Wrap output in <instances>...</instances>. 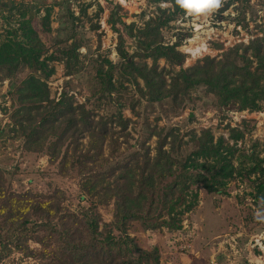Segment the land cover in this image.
<instances>
[{
    "label": "rangeland",
    "instance_id": "rangeland-1",
    "mask_svg": "<svg viewBox=\"0 0 264 264\" xmlns=\"http://www.w3.org/2000/svg\"><path fill=\"white\" fill-rule=\"evenodd\" d=\"M173 11L171 3L160 0H0V43L13 37L12 30L18 28L20 16L26 12L45 44L47 52L41 61L74 42L79 45L70 57L47 59L44 72L26 63L12 72L0 70V205L6 197L19 202L34 199L44 204L57 197L64 210L79 218L96 205L95 211L103 222L111 224L115 221L116 202L100 187L105 186L104 182L96 184L92 180L95 174L116 183L123 174L116 169L120 163L143 166L148 155L156 157L159 131H173L177 137H168L164 147L167 152L174 150L175 159L183 162L192 157L199 165H215L213 157L199 153V140L208 133L214 146L221 141V153L226 158L222 163L228 161L233 170L224 179L220 192L210 190L203 181L191 185L181 208L192 200L193 207L181 217L179 229L146 230L139 221H133L128 233L142 249H156L159 264H264V219L257 215L264 214V174L257 163V159H264V101L260 110L243 109L237 101L223 103L202 85L189 89L183 100L166 98L153 102L142 79H127L115 71L118 93L108 98L111 105L101 100L95 110L96 120L112 114L117 102H121L125 105L122 115L130 123L125 132L112 127L116 132L111 135L113 142L104 143L106 161L95 165L77 163L79 154L70 141L61 150L66 158L63 165L61 159L51 163L47 152L26 149L22 129L27 122L22 121L20 113L16 114L22 106L18 88L34 76L46 84L50 101H60L64 90H69L75 106L87 103L90 107V100L101 93L102 74L111 65L125 64L117 53L116 28L122 31L124 48L130 57L135 56L136 63L141 61L137 54L144 50L143 43H180L178 50L186 56L182 67L170 66L164 59L158 63L160 71L164 69L168 89L174 85L177 72L207 58H231L242 66L247 57L252 71L259 67L256 56L260 52L264 56V0H224L223 6L211 14L186 13L162 27L151 39L139 37L138 31L159 24ZM202 44L206 51L194 54L193 49ZM146 63L153 65L150 59ZM260 85L264 87V78ZM237 134L242 138L235 140L233 135ZM87 136L80 140L79 151L89 149ZM179 173L174 169L164 181L162 192ZM95 194L98 195L94 197ZM37 235L44 238V244L29 239L27 246L32 254L11 246L0 264H64L56 261L55 240L46 238L43 231Z\"/></svg>",
    "mask_w": 264,
    "mask_h": 264
},
{
    "label": "trees",
    "instance_id": "trees-1",
    "mask_svg": "<svg viewBox=\"0 0 264 264\" xmlns=\"http://www.w3.org/2000/svg\"><path fill=\"white\" fill-rule=\"evenodd\" d=\"M160 1L171 3L174 11L159 24L138 31L140 38L151 39L162 27L187 13L176 5L175 0ZM18 25L11 32L13 37L0 43V70L12 72L21 63H26L34 70L44 72L47 59L63 60L66 56L70 57L71 51L76 52L79 49V45L74 42L69 48L41 61L42 55L47 51L33 25V19L24 12ZM115 32L119 34L117 53L125 64H119L120 67L111 65L108 72L102 74L101 93L90 100V107L87 103L75 106L69 97V90H64L60 101H50L46 84L34 76L21 84L18 94L22 106L16 114L20 113L22 121L27 122V126L22 129L26 149L47 152L51 163L61 159L60 164L63 165L66 158L62 157L61 150L70 141L74 151L79 154L75 159L77 163L92 162L95 165L100 160H105L104 143L107 140L113 142L114 136L111 135L116 133L112 127H119L120 132H125L130 123L122 115L125 105L121 102H117L118 107H115L112 114L107 113L96 120L95 110L102 101L111 105L112 100L108 98L118 93L114 83L115 71L127 79L130 76L142 79L153 102L166 98L183 100L189 89L203 85L223 103L237 101L243 109L260 110V103L264 101V87L260 85L264 78V56L261 52L256 56L259 67L255 71L250 69L251 62L247 57L243 58L245 63L242 66L231 58L223 61L207 58L203 63L177 72L173 78L174 85L168 89L164 69L160 71L158 63L164 59L170 66L182 67L186 56L178 50L180 43H143L144 50L137 54L141 61L136 63L135 56L130 57L124 48L125 38L122 31L116 28ZM74 36L75 34L72 39ZM256 52H259V48H256ZM147 59L153 62L151 67L146 63ZM119 85L122 83L119 82ZM86 135L89 138V149L82 152L79 151L82 145L80 140ZM157 135L159 145L156 157L151 158L148 155L143 166H134L132 162L120 163L116 169L123 174L116 183L106 182L100 173L93 176L92 180L96 184L105 183V186L100 187L116 202L115 221L111 224L103 222L101 215L95 211L96 205L79 218L78 215L64 210L57 197L46 204L34 199L19 202L12 197H6L0 205V262L8 255L11 246L32 254L27 242L29 239H37L44 244V238L37 235L43 231L46 238L55 240L56 261L64 264H159V253L156 249H142L137 240L129 235V223L139 221L146 230L179 229L181 217L193 207L192 200L190 205L181 208L190 186L203 181L210 190L220 192L219 188L224 186V179L230 177L233 170L228 161L222 163L226 158L221 153V141L214 146L208 133L199 140V153L205 154L204 157H213L216 160L215 165H199L192 157L183 162L175 159L172 155L173 149L172 152L164 150L168 137L177 139L173 131L167 134L159 131ZM233 138L238 140L242 135H233ZM51 139L53 140L50 142ZM229 153L232 151L229 150ZM73 158L75 157L71 159ZM257 163L264 174V159H257ZM174 169L180 173L162 192L164 181L171 176Z\"/></svg>",
    "mask_w": 264,
    "mask_h": 264
},
{
    "label": "clouds",
    "instance_id": "clouds-1",
    "mask_svg": "<svg viewBox=\"0 0 264 264\" xmlns=\"http://www.w3.org/2000/svg\"><path fill=\"white\" fill-rule=\"evenodd\" d=\"M175 3L189 14L208 15L220 9L224 0H175ZM257 215L258 218L264 219V214Z\"/></svg>",
    "mask_w": 264,
    "mask_h": 264
},
{
    "label": "bare ground",
    "instance_id": "bare-ground-1",
    "mask_svg": "<svg viewBox=\"0 0 264 264\" xmlns=\"http://www.w3.org/2000/svg\"><path fill=\"white\" fill-rule=\"evenodd\" d=\"M206 51V45L202 44L201 46L197 47L196 49H193L194 54H200L201 52Z\"/></svg>",
    "mask_w": 264,
    "mask_h": 264
}]
</instances>
